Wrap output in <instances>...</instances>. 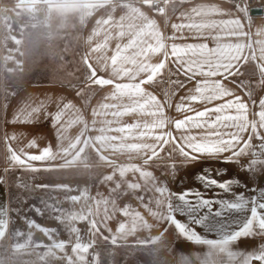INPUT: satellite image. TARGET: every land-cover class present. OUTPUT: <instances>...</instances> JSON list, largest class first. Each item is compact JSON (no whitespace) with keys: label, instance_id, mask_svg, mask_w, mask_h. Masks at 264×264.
<instances>
[{"label":"crops","instance_id":"1","mask_svg":"<svg viewBox=\"0 0 264 264\" xmlns=\"http://www.w3.org/2000/svg\"><path fill=\"white\" fill-rule=\"evenodd\" d=\"M157 1L161 0H0V87L11 92L1 120L3 142L28 167L73 170L75 176L64 179L79 191L78 204L93 227L116 245L153 242L152 264H264V236L250 234L224 242L244 227L253 197L258 215L264 216V209L258 207L264 203V167L252 186L244 169L250 160L264 157V139L258 138H264V128L241 133L238 147L247 144L246 154L235 162L222 163L231 152L179 162L156 158L170 140L138 138L151 116L120 114L133 103L120 93L135 85L163 105L171 123L156 132H171L177 143L182 135L199 138L206 130H177L176 120L236 97L247 105L249 121L258 120L259 100L264 97V9L251 16L249 9L231 0H181L164 16ZM40 11L42 20L36 18ZM174 44L223 49L220 62L228 67L215 77L189 80L180 74L183 87L169 97L153 83L142 84L148 76L145 65L166 62L176 72ZM248 61L256 66L252 81L261 82L255 93L233 78ZM100 79L105 83H98ZM204 79L219 81L232 95L211 103L182 99L195 94L197 81ZM180 103L190 104L192 110L177 112ZM215 115L210 113L209 118ZM136 123L141 127L127 130ZM178 163L182 164L174 172ZM199 174L231 181V186L227 192L205 187ZM186 189L199 191L201 198L232 202L242 194L249 204L243 210L214 203L211 210L174 213L202 239L220 241L198 243L178 232L168 219L167 203L180 205L178 194ZM187 199L195 202L196 197ZM8 211V196L0 181V236ZM195 218L204 222L196 225ZM169 228L176 234L160 236Z\"/></svg>","mask_w":264,"mask_h":264},{"label":"rangeland","instance_id":"2","mask_svg":"<svg viewBox=\"0 0 264 264\" xmlns=\"http://www.w3.org/2000/svg\"><path fill=\"white\" fill-rule=\"evenodd\" d=\"M178 1L181 0H161L156 2V6L166 16ZM164 63L161 75L153 84L169 97L185 80L168 63ZM256 72L255 64L248 61L234 73L233 78L255 93L261 84L260 81H252L251 77ZM10 93L7 88L0 87V181L5 187L9 206L7 224L0 236V262L152 264L153 242L144 246H120L104 238L93 227L78 204L79 191L64 179L75 176L73 170L28 167L5 146L1 137V120ZM159 156L172 157L179 162L186 160L170 142L156 158ZM256 160L264 161V157ZM251 161L244 168L250 186L264 167V164L257 163L249 170ZM181 164H175L173 171L176 172ZM173 231L169 228L160 236L176 234ZM250 234L264 236V231L259 224H254L247 235Z\"/></svg>","mask_w":264,"mask_h":264},{"label":"snow or ice","instance_id":"3","mask_svg":"<svg viewBox=\"0 0 264 264\" xmlns=\"http://www.w3.org/2000/svg\"><path fill=\"white\" fill-rule=\"evenodd\" d=\"M156 51V49H152ZM171 55L174 58V63L176 65V72L186 76L189 80L194 79L196 76L203 77H215L221 75L220 69L228 67L221 63L225 53L223 49H210L207 45H172ZM215 58V59H214ZM115 62V58H114ZM165 63L161 62L157 65H145L144 71L148 73L147 78L142 81V84L153 83L156 78L161 75ZM98 83L103 84L105 81L102 79L98 80ZM176 83H179L177 81ZM183 87V85H180ZM127 91H122L120 95H127L132 98V107L126 108L121 115H126L129 112H139L143 115H148L152 117L150 123L145 122L142 127L144 131L139 133L138 138H142L148 135L157 141H164L167 143L169 140L176 146L179 150L180 155L185 157L186 160H196L200 155H205L209 157H219L223 153L231 152V156H225L222 163H232L235 162L236 158L246 154L247 144L243 147H238L241 145V133L245 132L248 128H251L253 133H257L258 127L264 128V97L259 100L260 111L256 113L258 120L254 119L249 121L248 119V107L245 103H240L239 97L227 100L225 103L217 105L214 108H206L203 111H198L195 116H186L184 119H178L174 122V127L177 130H188L190 128H200L206 131L199 136L195 135H182L181 142L177 143L176 138L172 136L171 132L164 135L157 134L156 129L164 128L168 123H171L164 116L163 105L157 100V98L151 94H145L142 87L127 86ZM194 93L185 98L190 102H207L221 99L225 96H231L230 90L224 88V86L216 80L204 79L202 81H197ZM142 97V99H137ZM104 107H109L105 105ZM112 107H115L112 105ZM190 104H177L176 111H191ZM216 113L213 119H210V113ZM141 127L140 123L129 126L128 131L134 128ZM226 129H231V131H226ZM264 139L262 137H259ZM251 139V137H249ZM132 147H152L151 145H133ZM264 148V145H261ZM187 149V150H186ZM196 154V155H193ZM253 156H256L253 153ZM257 163L264 164V161H258L253 159L249 164V170H252V166ZM210 171V170H208ZM218 175L220 172L217 173ZM198 179L202 181L205 187L215 186L221 190L228 191L231 186V181H218L212 179L204 174H199ZM161 193H166L165 188L159 189ZM264 195V192L261 193ZM189 196H195V202L189 201L187 198ZM178 200L180 205L174 206L171 201L167 203V208L169 211L168 219L171 223L175 225L178 232L184 234L186 238L194 239L198 243H207L210 245H215L220 243V241L215 240H204L202 239L195 230L189 227L188 224L183 223L176 219L174 213L184 214L185 211L189 215L196 212L199 208H208L211 210V206L216 203L219 204L221 208L227 210H243L249 204V201L244 198L242 194H237L235 196V202L228 200H213L207 198H201V193L199 191L193 193L191 189H186L183 193L178 194ZM250 216L245 221V225L242 229L236 230L231 234V237L226 239L225 243H230L232 240L241 238L247 235L249 229L254 224H259L262 231H264V216L258 215L256 198L253 197L251 200ZM259 209H264V203H259ZM217 217L221 215L220 211L215 213ZM206 219V218H204ZM193 222L196 225H200L204 222L201 218H195ZM264 259V257H261Z\"/></svg>","mask_w":264,"mask_h":264},{"label":"built area","instance_id":"4","mask_svg":"<svg viewBox=\"0 0 264 264\" xmlns=\"http://www.w3.org/2000/svg\"><path fill=\"white\" fill-rule=\"evenodd\" d=\"M234 4L241 5L246 9H250L252 7H258L261 10L264 9V0H233ZM36 18L42 20L44 18V14L42 11L36 13Z\"/></svg>","mask_w":264,"mask_h":264},{"label":"water","instance_id":"5","mask_svg":"<svg viewBox=\"0 0 264 264\" xmlns=\"http://www.w3.org/2000/svg\"><path fill=\"white\" fill-rule=\"evenodd\" d=\"M262 13V10L258 7H252L249 9V14L251 16H258Z\"/></svg>","mask_w":264,"mask_h":264}]
</instances>
